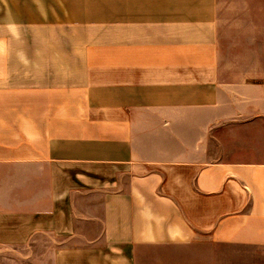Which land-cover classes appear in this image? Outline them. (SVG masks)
Here are the masks:
<instances>
[{"label":"crops","instance_id":"obj_1","mask_svg":"<svg viewBox=\"0 0 264 264\" xmlns=\"http://www.w3.org/2000/svg\"><path fill=\"white\" fill-rule=\"evenodd\" d=\"M0 264H264V0H0Z\"/></svg>","mask_w":264,"mask_h":264}]
</instances>
